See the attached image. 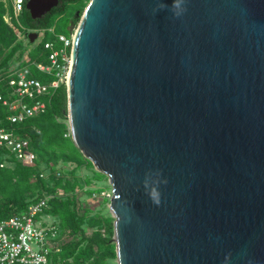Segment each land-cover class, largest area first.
I'll list each match as a JSON object with an SVG mask.
<instances>
[{
    "label": "water",
    "instance_id": "water-1",
    "mask_svg": "<svg viewBox=\"0 0 264 264\" xmlns=\"http://www.w3.org/2000/svg\"><path fill=\"white\" fill-rule=\"evenodd\" d=\"M68 57L115 264H264V0H87Z\"/></svg>",
    "mask_w": 264,
    "mask_h": 264
},
{
    "label": "trees",
    "instance_id": "trees-1",
    "mask_svg": "<svg viewBox=\"0 0 264 264\" xmlns=\"http://www.w3.org/2000/svg\"><path fill=\"white\" fill-rule=\"evenodd\" d=\"M24 2L20 13L14 16L9 1L5 8L0 0V95L3 98L10 97V87L5 80L11 69L25 66L30 77L42 83L53 80L51 75L36 70L34 64L48 63L49 50L43 44L51 41L55 49V35H69L70 18H79L87 0H57L54 6L37 18L30 17ZM4 14L8 17L6 21L3 19ZM61 17L66 19L67 29L57 26V20ZM28 30L34 31L36 37L40 34L41 39L35 42V37L29 42ZM19 32H23L27 39L26 58L10 68L12 58H19L24 51L18 39ZM38 99L43 103V111L14 123L5 120L6 109L0 105V125L27 138L34 154L33 164L25 165L13 160L0 148V219L19 213L29 202L49 195L46 207L37 217H54V223L51 224L56 227L57 233L69 234L62 241L59 251L52 254V260L60 261L61 264H115L111 216L91 213L92 208L78 202L75 195V188L88 186L92 179L105 176L93 170L91 163L80 154L70 139L65 115L64 82H59L55 87L48 86L47 91ZM59 161L74 166L65 173L55 167ZM81 167L91 169L93 175L84 176L80 182L74 170ZM40 171L43 177L38 176ZM57 171L58 176L55 175ZM86 229H90V232L87 233Z\"/></svg>",
    "mask_w": 264,
    "mask_h": 264
},
{
    "label": "built area",
    "instance_id": "built-area-1",
    "mask_svg": "<svg viewBox=\"0 0 264 264\" xmlns=\"http://www.w3.org/2000/svg\"><path fill=\"white\" fill-rule=\"evenodd\" d=\"M22 1L10 0L14 16L20 13ZM54 40L60 44L58 49L52 48L51 41L43 44L49 50L48 63L34 64L36 70L53 77L50 83H42L30 77L25 66L9 72L5 81L10 87V97L3 98L0 95V105L6 109V121L20 122L25 117L42 112L43 103L38 97L47 91L48 86L55 87L59 82L65 81L71 37L56 34ZM0 148L21 164H33L34 154L27 138L18 136L10 128L1 125ZM55 175L58 176L59 172H55ZM38 176L43 177L44 174L40 171ZM48 197L49 195L41 196L29 202L23 211L0 219V264H61L60 261L52 260V254L58 252L62 241H65L64 234L59 235L54 225L45 224L41 217H37L46 207Z\"/></svg>",
    "mask_w": 264,
    "mask_h": 264
},
{
    "label": "rangeland",
    "instance_id": "rangeland-1",
    "mask_svg": "<svg viewBox=\"0 0 264 264\" xmlns=\"http://www.w3.org/2000/svg\"><path fill=\"white\" fill-rule=\"evenodd\" d=\"M3 4L5 5V8L7 7V2L10 0H2ZM3 19L6 21L8 19L7 14H4ZM66 19L64 17H61L57 20V26L61 29H67V22L65 21ZM78 21V18L75 19L74 17H71L69 22H68V29H69V37H71L72 32L76 26V23ZM29 32V30L27 31ZM18 39L21 41L22 46L24 48L23 54H21V56L19 58L16 59V57L14 56L12 58V61L10 63V68L15 66V64H17L18 62L25 60L26 56H25V49L28 48L26 42L27 39L25 37V34L23 32H19L18 33ZM41 39L40 34L37 35V37L35 38V42L39 41ZM55 44H56V48H59V43H57L54 40ZM73 164L70 163H63V162H57L56 163V168L63 170L65 173H67L71 168H73ZM93 168V167H92ZM94 170V169H93ZM75 175L78 177V179L81 182V179L84 176L87 177H92L93 172L91 169H86V168H78L74 170ZM91 190H95V191H91ZM97 190V191H96ZM75 195L77 197L78 202L82 203L84 206H89L92 208V212L91 213H100V214H108L110 216L109 210H108V197L110 195V188L109 185L106 181V177H99L95 179H92L89 183L88 186H82L79 188H75ZM89 191H91L89 193ZM59 192V190L57 191ZM93 192V193H92ZM54 217H50V216H42L41 220L45 223V224H50V223H54ZM87 233L90 232V229H86L85 230ZM67 232L64 233V238L67 239L68 238ZM113 262V261H111ZM115 263V260H114Z\"/></svg>",
    "mask_w": 264,
    "mask_h": 264
},
{
    "label": "clouds",
    "instance_id": "clouds-1",
    "mask_svg": "<svg viewBox=\"0 0 264 264\" xmlns=\"http://www.w3.org/2000/svg\"><path fill=\"white\" fill-rule=\"evenodd\" d=\"M157 203H158V201H157Z\"/></svg>",
    "mask_w": 264,
    "mask_h": 264
}]
</instances>
